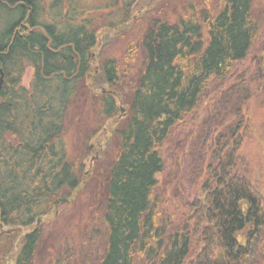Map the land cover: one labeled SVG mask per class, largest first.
<instances>
[{
	"label": "trees",
	"instance_id": "16d2710c",
	"mask_svg": "<svg viewBox=\"0 0 264 264\" xmlns=\"http://www.w3.org/2000/svg\"><path fill=\"white\" fill-rule=\"evenodd\" d=\"M45 1L0 0V264H258L264 194L236 172L254 91L244 75L226 83L264 25L259 0L191 2L175 19L170 0H123L139 24L126 22L129 10L99 21L78 0ZM117 38L119 59L104 54ZM214 94L189 165L196 182L204 177L177 215L158 189L162 149ZM86 100L100 126H116L103 193L81 235H45L41 218L84 186V159L63 138Z\"/></svg>",
	"mask_w": 264,
	"mask_h": 264
},
{
	"label": "rangeland",
	"instance_id": "374dc122",
	"mask_svg": "<svg viewBox=\"0 0 264 264\" xmlns=\"http://www.w3.org/2000/svg\"><path fill=\"white\" fill-rule=\"evenodd\" d=\"M49 1L51 0L45 1L46 5ZM203 1L170 0L166 10L175 19L176 15L185 12L191 2L199 7L200 4H203ZM259 2H261V5H259ZM259 2H256L257 8L264 12V0H259ZM118 3V5L112 4L111 0H78L76 1V7L79 12L85 11V16L92 14L99 21L106 19L115 21L120 17H125L127 10H129L126 22L139 24L140 19H142L139 8L125 6L123 0H118ZM64 4H68V1L65 0ZM45 18L50 19L48 15ZM147 22H143L141 26L144 28ZM107 31L112 33L111 30ZM125 45V38H117L105 48L104 54L119 59L122 57ZM241 75H244L242 77L252 83L251 87L254 93L245 108L244 127L241 129L243 142L237 153L238 165L236 172L244 174L264 194V25H262L258 39L250 54L244 61L240 62L237 71L227 81L226 86L237 82L236 80ZM32 76H34V69L28 65L22 76V85L26 88L30 87L33 80ZM215 97L214 94L213 97L206 100L204 105L196 112V119L191 115L183 126L177 127L162 149L167 168L166 172L157 176L159 179L158 189L167 201L166 206L170 207L177 215L179 209L183 206L182 199L194 195L196 189L201 186L200 180L202 181L204 177L202 173V177L196 182L195 175L189 169V165L193 159L191 153H194L197 145L202 144L201 141L203 138L205 139V135L208 133L206 132L207 129L211 127L205 124V121L213 122L210 121V113L213 109ZM121 106L125 111L124 104H121ZM122 109L121 112L124 113ZM94 110L95 106H92V103L86 100L80 108L73 109L66 120L63 139L66 141L70 156L77 159V156L81 155L80 161L84 159V186L78 191V196L76 195L74 201L66 202L68 197H63L65 200L61 202L63 204L58 206L56 214L41 218L38 223L40 226L43 225L45 235L58 236L61 232L81 235L84 232L85 224L90 219L91 211L97 207L98 200L103 193L104 178L107 176L105 167H108L112 161L111 140H113L116 126L114 125L112 128L111 126L110 128L100 126L97 123L98 117L95 116ZM230 121H233L231 117L228 122ZM96 128L98 132H95ZM213 131L216 132L215 129ZM93 132H95L94 135H92ZM245 235V232L238 235L243 242ZM78 243L80 241L76 244L77 257L81 254ZM258 246L260 247L257 263L264 264V241ZM38 263L40 264V262Z\"/></svg>",
	"mask_w": 264,
	"mask_h": 264
},
{
	"label": "water",
	"instance_id": "95a60500",
	"mask_svg": "<svg viewBox=\"0 0 264 264\" xmlns=\"http://www.w3.org/2000/svg\"><path fill=\"white\" fill-rule=\"evenodd\" d=\"M3 82H4V73H2V75H1V78H0V88L2 87V85H3ZM123 110V109H122ZM124 111V110H123ZM63 200H65V199H63Z\"/></svg>",
	"mask_w": 264,
	"mask_h": 264
}]
</instances>
